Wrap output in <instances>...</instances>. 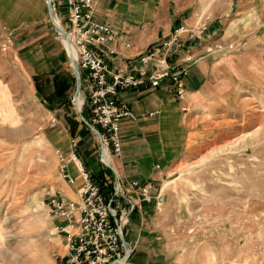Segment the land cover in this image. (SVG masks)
I'll list each match as a JSON object with an SVG mask.
<instances>
[{
    "label": "rangeland",
    "instance_id": "rangeland-1",
    "mask_svg": "<svg viewBox=\"0 0 264 264\" xmlns=\"http://www.w3.org/2000/svg\"><path fill=\"white\" fill-rule=\"evenodd\" d=\"M177 2L186 12L209 16V27L217 25L214 37L230 27L234 35L244 37L242 43H256L258 32L264 44V23L255 30L252 17L255 1ZM59 11L56 8L57 17L67 27ZM4 21L0 18V264H57L66 235L60 231V218L47 206L50 196L62 195L64 183L55 152L93 153L101 164V144L79 125L73 104L75 82L69 101L58 112L60 123L56 118L53 126L49 120L55 115L48 113L46 96H37L33 78L45 83L52 77L51 56L62 54L58 68L72 73L57 31L52 32L53 49L18 51L10 45L3 51L7 38L14 36H9ZM11 40L14 43V37ZM244 46L231 42L232 50L225 55L239 53ZM249 49L256 51V44ZM247 71L238 91L227 92L221 104L217 99L210 112H199L201 119L191 130L188 148L154 185L162 188L164 203L147 208V264H264V66L259 70L260 84L253 81L256 71ZM73 122L74 131L68 128ZM102 173L111 174L108 168Z\"/></svg>",
    "mask_w": 264,
    "mask_h": 264
},
{
    "label": "crops",
    "instance_id": "crops-1",
    "mask_svg": "<svg viewBox=\"0 0 264 264\" xmlns=\"http://www.w3.org/2000/svg\"><path fill=\"white\" fill-rule=\"evenodd\" d=\"M239 1L241 4H246L249 0ZM250 1H255L256 4L252 9L254 12L252 17L255 18L257 25L255 30H257L264 23V0ZM50 3L55 23L65 30L56 12V8L61 10L59 11L60 19L64 21L61 0H50ZM93 5L94 20L109 25L117 34L116 40L110 47L116 49V58L119 60L138 58L148 47L165 41L178 25L191 27L194 24V17L198 13L197 11L186 12V8L181 7L177 0H93ZM0 18L5 19L4 28L9 36L14 34L12 46L15 50L41 48L49 50L54 48L55 41L52 32L57 30L50 18L46 0H0ZM216 26L215 23L210 25L208 38L204 41L188 42L189 45H193L189 54L193 55L194 61L188 66V74L183 78L185 87L183 100L176 98L169 79H164L156 88H151L146 84L118 93V99L129 106L135 118L121 120L119 133L121 154L119 156L113 155L110 149H103L104 146L99 138L102 147L100 148L101 164L93 153L84 156L77 152L88 171L92 173L91 175L100 174L102 168L104 170L108 168L111 174L106 176L105 173H102V175L106 179V183L112 185V188L117 183L125 184L134 180L140 184L159 185L163 176L162 172L166 171V168H170L176 161L177 155L188 148L191 130L201 119L199 112H202L201 114L210 112L213 106L222 103L221 98L227 92L238 91L241 82L247 80V70L256 71L257 77L253 81L257 84L261 83L262 76L259 74V70L261 71L264 66L263 37L258 36V32H256L254 40L256 43L251 41L242 43L244 37L238 34L234 35L230 27L224 33L214 37L213 35L217 31ZM57 33L65 49L68 42L64 41V33L61 30ZM41 34L44 36L49 34V37L45 36L44 40L35 39ZM13 37L11 38L13 39ZM125 42L130 44V48L124 47ZM231 42L239 45L244 44L243 48L245 49L239 53L225 55V52L232 50L228 49ZM253 44L257 46L256 51L249 49ZM218 45L223 47L222 52L206 53L207 48H215ZM45 56L47 59L50 58L47 53ZM184 56L181 54L176 56L173 59L175 64L183 65ZM51 57L52 60H49L50 71L58 69L56 71L65 73L63 69L58 68L63 61V55ZM68 58L72 73L66 72L65 74H70L73 77V84L75 82L76 88L74 69L71 58L69 56ZM253 65L254 68H252ZM82 86L84 88L80 78V88L77 92L75 89L73 96V104L76 106L81 127L85 125L83 110L87 109V106L79 109L82 102L79 92L82 90ZM60 107L52 109L59 123L61 120L60 114H58ZM86 113L88 116V109ZM150 113L156 114L149 116ZM84 118L86 119V117ZM62 120L65 124L67 123V119ZM73 124H69L68 128L74 131ZM83 129L85 128L83 127ZM86 129L91 132L87 126ZM64 152L62 153L65 155L69 154L67 150ZM89 160L92 162L91 165H89ZM107 160L112 169L106 165L105 161ZM95 161L97 168L96 165L94 166ZM98 163L107 168L103 165L98 168ZM69 172L76 177V186L70 187L63 181L60 190L63 197L78 200L76 190L80 185V179L73 165H69ZM110 177L115 179L114 184L110 182ZM128 200V197L124 199L120 194L116 198L119 210L127 216L126 226H128L124 228V240L134 245L128 264H147V208L149 205L130 198L134 204L132 209ZM59 223V228L71 230V226L65 220L60 219ZM126 237L130 239H126Z\"/></svg>",
    "mask_w": 264,
    "mask_h": 264
},
{
    "label": "built area",
    "instance_id": "built-area-1",
    "mask_svg": "<svg viewBox=\"0 0 264 264\" xmlns=\"http://www.w3.org/2000/svg\"><path fill=\"white\" fill-rule=\"evenodd\" d=\"M60 4L68 35L65 51L77 64L84 85L79 109L87 106L88 119L83 117V120L97 129L102 145L110 149L113 155L119 156L121 120L133 119L135 115L126 103L118 99V93L146 84L156 88L164 79H169L176 98L183 100V78L194 61L193 55L189 54L193 45L188 42H201L208 38L210 17L196 14L191 27L178 25L165 41L148 47L137 60H119L116 49L110 47L117 34L109 25L94 20L93 0H61ZM10 45L12 40L8 37L2 50L6 51ZM71 46L75 58L70 53ZM124 47L128 49L130 44L125 42ZM222 50L223 47L218 45L207 48L206 53H220ZM180 54L185 55L182 60L184 64L176 65L173 59ZM48 113H52V110L49 109ZM155 114L150 113L149 116ZM49 121L53 126L57 120L51 116ZM70 143L71 148L76 147L74 139ZM55 153L63 180L70 187L76 186V177L69 172V165L74 166L80 179L76 190L78 200L67 199L60 192L47 200L49 212L71 226L70 231L60 228L66 236L64 251L57 256V264H128L134 245L124 240L127 216L119 210L116 198L119 194L124 199L128 197L132 209L134 204L130 198L160 208L164 203L162 188L134 180L117 183L113 186V193L106 196L77 152L65 155L57 150Z\"/></svg>",
    "mask_w": 264,
    "mask_h": 264
},
{
    "label": "trees",
    "instance_id": "trees-1",
    "mask_svg": "<svg viewBox=\"0 0 264 264\" xmlns=\"http://www.w3.org/2000/svg\"><path fill=\"white\" fill-rule=\"evenodd\" d=\"M56 70L58 69H53L51 74L52 77L49 75L48 80L45 83L42 82L38 76H34L33 78L37 96L41 98L43 96H46L44 100L47 99V106L50 110L60 107L68 102V90L73 84V77L70 74L66 75L63 72H59ZM47 87L51 89L49 93H46ZM83 116L88 119L85 110H83ZM83 127L86 129L85 125H83ZM85 167L88 170L86 165ZM92 178L96 183L100 185L103 194L108 196L113 193L112 185L105 182L106 179L104 178V176H102V174H93Z\"/></svg>",
    "mask_w": 264,
    "mask_h": 264
},
{
    "label": "water",
    "instance_id": "water-1",
    "mask_svg": "<svg viewBox=\"0 0 264 264\" xmlns=\"http://www.w3.org/2000/svg\"><path fill=\"white\" fill-rule=\"evenodd\" d=\"M47 2V6L49 8V11H50V18L51 20L53 21L54 25H55V28L57 30V32H59V30H61L65 35H67V32L62 29L60 26H58L55 21H54V16H53V11H52V7H51V3H50V0H46ZM66 40V43L68 42V37ZM71 64L73 66V69H74V73H75V78H76V92L78 91V89L80 88V74H79V69H78V66L77 64L71 59ZM84 123L85 125L91 130V132H93L96 136H98L100 142H101V138H100V134L99 132L96 130L95 127H93L88 121L84 120ZM102 143V142H101ZM102 148V147H101ZM106 165L111 168V166L109 165V162L108 160L105 161ZM112 169V168H111Z\"/></svg>",
    "mask_w": 264,
    "mask_h": 264
},
{
    "label": "bare ground",
    "instance_id": "bare-ground-1",
    "mask_svg": "<svg viewBox=\"0 0 264 264\" xmlns=\"http://www.w3.org/2000/svg\"><path fill=\"white\" fill-rule=\"evenodd\" d=\"M67 37H68V35H65V34H64V38L67 39ZM64 41H66V40H64ZM71 49H72V50L70 51V53L72 54V57L75 58V52H74L73 46H71ZM9 117H11V114L9 115ZM103 149H106V147H104ZM116 174H117V173H116ZM113 184H114V183H113Z\"/></svg>",
    "mask_w": 264,
    "mask_h": 264
}]
</instances>
